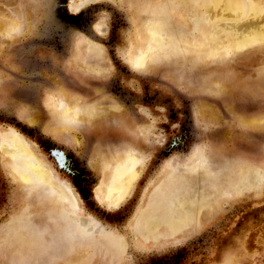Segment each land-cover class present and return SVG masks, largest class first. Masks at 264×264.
<instances>
[{
  "label": "rangeland",
  "instance_id": "obj_1",
  "mask_svg": "<svg viewBox=\"0 0 264 264\" xmlns=\"http://www.w3.org/2000/svg\"><path fill=\"white\" fill-rule=\"evenodd\" d=\"M216 1L0 0V264H264V0Z\"/></svg>",
  "mask_w": 264,
  "mask_h": 264
},
{
  "label": "bare ground",
  "instance_id": "obj_2",
  "mask_svg": "<svg viewBox=\"0 0 264 264\" xmlns=\"http://www.w3.org/2000/svg\"><path fill=\"white\" fill-rule=\"evenodd\" d=\"M218 1H216V2H218ZM226 1H227V6H226L227 8H229V9L230 8L231 9L235 8L237 10H243L242 4H240L238 1H236V0H226ZM251 10L254 12V8H252ZM234 12H235V10H234ZM141 24L143 25L144 28L149 27L148 25H145L144 22L141 23ZM245 28H247V30H248V32L250 34L248 36L249 39L246 40L249 43L254 41V40H256L255 38H256L257 34H261V36L264 37V19L260 23H259V21L248 22L247 24H245ZM254 31H256V34L252 33ZM16 147L18 148L17 151L21 152V148L19 146H16ZM7 152H11L10 154L16 153V151L14 149L8 150ZM27 166H28V164H27ZM37 167L38 166L36 165V168ZM118 167H119V164H118ZM134 167H135V160L131 156V157H128L126 159V161L124 162V164H122L117 169L116 174L114 176V179L112 181V188L110 189V191L108 193V196L110 198H115L116 196L119 195L120 192H122L121 189L126 185L127 180L129 179V175H126V173H127L126 171L132 170Z\"/></svg>",
  "mask_w": 264,
  "mask_h": 264
}]
</instances>
